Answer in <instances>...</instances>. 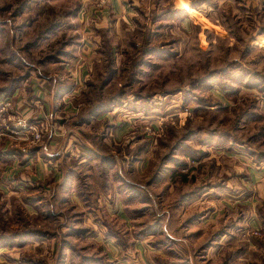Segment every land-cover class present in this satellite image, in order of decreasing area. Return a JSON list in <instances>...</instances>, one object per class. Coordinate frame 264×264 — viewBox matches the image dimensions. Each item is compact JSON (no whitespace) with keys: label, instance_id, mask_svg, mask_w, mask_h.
<instances>
[{"label":"rangeland","instance_id":"374dc122","mask_svg":"<svg viewBox=\"0 0 264 264\" xmlns=\"http://www.w3.org/2000/svg\"><path fill=\"white\" fill-rule=\"evenodd\" d=\"M114 1L0 0V264L102 262L87 217L159 264H264V14L217 0H124L121 12ZM95 42L78 97L47 105L50 89H76L72 65ZM72 112L76 156L48 152L72 184L27 182L59 135L56 115ZM10 115L42 140L5 125ZM117 189L124 217L87 212Z\"/></svg>","mask_w":264,"mask_h":264},{"label":"crops","instance_id":"0c3cea01","mask_svg":"<svg viewBox=\"0 0 264 264\" xmlns=\"http://www.w3.org/2000/svg\"><path fill=\"white\" fill-rule=\"evenodd\" d=\"M212 2L213 3L207 4V8H210V6L212 8H214L216 6L214 1H212ZM217 3H223V4L229 3L231 5L236 4V3L244 4L245 8H247L249 6H253V8H259L260 12L264 14V0H217ZM123 4H125L124 0H121V1L115 0L112 4V7L115 9H119L122 12L124 10ZM202 7L206 8V4H204V6H202ZM217 7H219V5ZM181 10L183 11V14H186V15L188 14V13H185L184 9L181 8ZM203 10H205V9H203ZM260 12H259V14H260ZM188 15L193 17L192 14H188ZM103 20H104V25L107 26L109 24V21H107V19H103ZM105 26H102L101 28H103ZM97 29H99V27ZM87 37H91V36L88 35ZM97 45H98V43H96V42L95 43H86V45L84 43L83 48H82V61H81V63L79 65H77L76 67H74V65H72L73 69H72L71 77L73 78V80L75 82L76 89L74 88V90H73V88H71L72 90H69L68 92L60 93L59 97H57V95H55L53 90L51 91V89H50V95L48 96V100L46 102L47 105L49 103V106L53 107V109H54V108H56L55 102H57V100L58 101H60V100L66 101L69 98L70 100H72L71 102H73V100H75L73 98L78 97V95H79L78 93H80V86L83 84V82H85L87 80V77H85V76L87 74L86 73V66H87L88 62L85 59H89L90 54L92 53V51H94L93 49ZM76 91L78 93H76ZM36 96H37V93L35 94V97ZM55 114H56V111H55ZM110 116L111 115L107 113L104 117L109 118ZM77 117H78V114L75 112H72L68 116H65V121L63 122L62 119L64 117L56 115L57 119H55V120H57V121H54V122L57 126L56 130H57L59 135H57L56 137L49 135V136H52L51 138L53 140H56V141H52L51 145L46 144L47 146L44 149H42L41 152L37 153L38 156L35 158V159H38L37 163H35L34 160H33L34 162L32 160L29 161V163H28L29 167H25V169H27V170H31V169L33 170V168H35V169L33 171L31 170L28 173L29 177L27 179V182L35 183L37 181L38 182L43 181V182L49 183V184L53 183V184L57 185V187L62 186V189L65 188V183H66L67 187L70 184H72L71 181L73 182L74 176L72 177L70 175L65 174V170H63V166H62L63 161H61V156L57 155V157H55V156L51 157V156H49L48 152H51V150H55V149L64 150L65 156H66L65 159L67 162L76 156L75 152L77 150V146H78V142H79V136H78L79 131L76 129L75 126L74 127H71V126L68 127V125L66 126L64 124L66 122V119L72 120L73 118H75V120H76V119H78ZM74 122H76V121H74ZM90 132H92V131H90ZM109 134H110V132H109ZM61 143L64 145L66 144V146L64 148L60 147ZM86 149H90L88 145H86ZM42 157L50 159V161L46 164L45 162L41 161ZM51 159H54V160H51ZM77 160H79V159H77ZM80 164H82L81 161H80ZM131 164L133 165V163H131ZM35 165H36V167H33ZM136 165H137V163H136ZM72 173H73V171H72ZM67 178H69V179H67ZM262 180H263V182H262L263 184L261 185V189L263 190L264 189V177L262 178ZM117 181H119V179ZM62 182H65V183H62ZM120 184H122V183H120ZM109 188L111 189V185L108 187V189ZM110 189H109V191H111ZM122 198H123V193L121 191H118V189L116 192L105 193V197H99L98 198L100 206L98 208L92 207L90 209H87V212L91 215H96V216H98V215H100V216L110 215V216L114 217V215H115L117 218L124 217V213L126 211V208L123 209V205L120 204V200ZM71 200H74L76 202L75 204L77 207L83 208V201H82L83 198H81V196L74 195ZM84 204H86V202ZM210 213H212V214H210ZM216 213H217V211H214V210H212V212H207L205 218L201 221L202 222L201 228H205L204 226H206V224H207L206 219H208V220L211 219V221H215L213 218L215 217ZM86 221H87V223H90L92 226V227L88 228L89 234H87V236H86V237H89L88 239H90V237H91V239H90L91 241L90 240H86V241H88V242L95 241V242H99L101 244V247L103 248V253H101L100 256H102L103 261L102 262L95 261L92 259L91 255L80 256V257L76 256L77 259L83 258L81 260H83L85 264H107V261L105 260L106 257L107 258L109 257V259H111V260L117 261V264H124L125 255H129L130 258L133 257L134 263L136 261L138 262V260H140V259L142 260V258H143L145 260L146 264H159V263H157L158 260H160L159 257H157V256H159V254H156L154 252L152 253L147 248H145L144 251H139L136 248L134 249V242L132 241V239L130 240L128 237L127 239H125V241L121 240L120 237L117 235V232H115V233L111 232L109 230V225H107L102 220H101L102 222L101 221L99 222L98 220L93 222V218L87 217ZM126 232H128V231H126ZM216 232L217 233L214 235L219 234V231H216ZM91 233H94V234L92 236H90ZM169 236H170V238H173L171 230L169 231ZM92 239H93V241H92ZM222 240H223V238H222ZM64 256L69 258L71 255L69 253H67ZM65 259L62 261L63 264H66V262H68Z\"/></svg>","mask_w":264,"mask_h":264},{"label":"built area","instance_id":"2783aa9c","mask_svg":"<svg viewBox=\"0 0 264 264\" xmlns=\"http://www.w3.org/2000/svg\"><path fill=\"white\" fill-rule=\"evenodd\" d=\"M7 124L9 125L13 124L14 128H18V129H21V131H25L29 133L35 142L41 141L45 134L43 130L39 129L38 126L32 123H29V121L25 118H19V117L10 115L5 125Z\"/></svg>","mask_w":264,"mask_h":264},{"label":"trees","instance_id":"16d2710c","mask_svg":"<svg viewBox=\"0 0 264 264\" xmlns=\"http://www.w3.org/2000/svg\"><path fill=\"white\" fill-rule=\"evenodd\" d=\"M189 7V6H188ZM190 8V7H189ZM193 8V7H192ZM26 237V236H25ZM25 237H22V240H25L26 238ZM13 238V237H12Z\"/></svg>","mask_w":264,"mask_h":264}]
</instances>
